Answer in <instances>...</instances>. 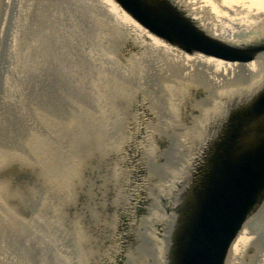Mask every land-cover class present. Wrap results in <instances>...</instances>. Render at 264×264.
I'll return each mask as SVG.
<instances>
[{
	"label": "rangeland",
	"instance_id": "rangeland-1",
	"mask_svg": "<svg viewBox=\"0 0 264 264\" xmlns=\"http://www.w3.org/2000/svg\"><path fill=\"white\" fill-rule=\"evenodd\" d=\"M72 14L50 41L36 16L38 50L16 41V61L0 37V264H151L148 236L162 233L153 202L164 207L181 163L169 154L187 147L176 151L172 132L201 115L207 90L166 76L105 18ZM235 89L229 108L248 103L235 104ZM259 223L256 245L233 247L227 264H260Z\"/></svg>",
	"mask_w": 264,
	"mask_h": 264
},
{
	"label": "bare ground",
	"instance_id": "bare-ground-1",
	"mask_svg": "<svg viewBox=\"0 0 264 264\" xmlns=\"http://www.w3.org/2000/svg\"><path fill=\"white\" fill-rule=\"evenodd\" d=\"M5 4L6 12L0 37L3 40L4 37L6 38L5 40L12 48L11 54L15 61L18 52V48L15 47L16 41L18 44H26V53L31 51V48L38 50L36 42L39 33L35 30L39 31L41 23H35L36 16L42 15L46 24L49 25L50 41L52 36H54L52 39L56 40L54 30L62 23V20H72V13L77 14L86 9L92 17L95 14L105 18L108 25L115 27L114 33L122 30L124 37L132 41L137 50L148 55L151 52L150 56L153 60L161 59L163 63L161 62L160 69L166 76L167 71H171L169 77L174 76L177 82L184 84L199 82L198 85L207 90L206 97L209 104L205 102L200 104L201 115L195 116L187 127L172 132L176 140V151H181L182 146L187 145V147L182 154H176L174 151L169 154L171 163L177 162L174 161L177 159L181 160V163L178 174L164 185L165 208L167 204L172 206L171 209L177 205L181 194L188 189L191 166L201 158L208 146L213 143L216 145L225 136L229 127L228 119L231 116V112L228 113L231 107H227L231 90H236L235 88L242 90V96L235 99L236 105H241L242 101L253 102L264 92V51L257 52L255 58L249 62H229L198 51L187 53L177 44L170 43L144 28L116 0H5ZM162 5L170 10L173 8L178 10V14L184 20L190 21L195 27L197 26L196 28L219 42L245 46L258 41L259 37L264 35V0H164ZM9 32L14 33L9 34ZM29 56L32 58L31 52ZM244 109L246 108H241V110ZM262 120H264V114L255 120V124ZM257 135L258 132L252 129L247 138ZM144 143L139 145L141 151L147 150V144ZM0 148L1 151L2 143ZM159 191L162 192L161 188ZM146 201L149 205L151 204L152 199L149 198L148 193ZM159 202L154 199L153 210L161 221L162 233L155 230L151 232L148 236L150 245L146 249L151 253V264H173L171 247L175 228L172 233L170 231V235L168 232L170 222L175 220V225H179L180 219H177L175 212H167L164 207L162 208ZM3 206L4 200L0 197V212ZM263 215L264 197L243 224L230 250L240 245L241 252H244L256 245L258 237L251 236L252 223ZM263 229L264 223H259L258 231L254 233L260 234ZM248 234H250L249 237ZM261 235L264 239V234ZM258 258L260 264H264V253Z\"/></svg>",
	"mask_w": 264,
	"mask_h": 264
},
{
	"label": "water",
	"instance_id": "water-1",
	"mask_svg": "<svg viewBox=\"0 0 264 264\" xmlns=\"http://www.w3.org/2000/svg\"><path fill=\"white\" fill-rule=\"evenodd\" d=\"M116 1L144 28L187 53L249 62L264 51L260 41L237 46L210 38L178 10L163 6L164 0ZM250 103L229 110L223 139L191 166L188 189L173 207L180 223L170 222L168 232L175 228L173 264H227L233 241L264 197V120L255 124L264 114V92ZM252 129L258 135L247 138Z\"/></svg>",
	"mask_w": 264,
	"mask_h": 264
}]
</instances>
